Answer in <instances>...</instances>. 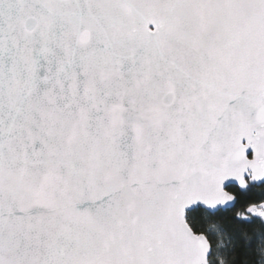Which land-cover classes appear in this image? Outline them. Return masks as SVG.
Listing matches in <instances>:
<instances>
[{"label": "snow or ice", "instance_id": "snow-or-ice-1", "mask_svg": "<svg viewBox=\"0 0 264 264\" xmlns=\"http://www.w3.org/2000/svg\"><path fill=\"white\" fill-rule=\"evenodd\" d=\"M0 264H264V0H0Z\"/></svg>", "mask_w": 264, "mask_h": 264}]
</instances>
